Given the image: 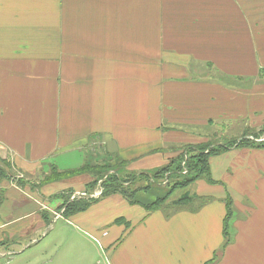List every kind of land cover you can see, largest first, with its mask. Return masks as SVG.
I'll return each instance as SVG.
<instances>
[{
    "label": "crops",
    "instance_id": "obj_1",
    "mask_svg": "<svg viewBox=\"0 0 264 264\" xmlns=\"http://www.w3.org/2000/svg\"><path fill=\"white\" fill-rule=\"evenodd\" d=\"M230 126L237 138L264 129V0H0V161L41 173L0 181V251L12 255L0 264H20L42 213L83 190L88 180L55 189L44 176L85 165L88 146L143 175L169 163L162 149ZM72 156L75 169L44 166ZM208 166L213 183H194L203 206L147 213L102 198L60 226L49 264H93L97 244L109 264H264V150L233 147Z\"/></svg>",
    "mask_w": 264,
    "mask_h": 264
},
{
    "label": "rangeland",
    "instance_id": "obj_2",
    "mask_svg": "<svg viewBox=\"0 0 264 264\" xmlns=\"http://www.w3.org/2000/svg\"><path fill=\"white\" fill-rule=\"evenodd\" d=\"M195 70H197L196 67H194ZM203 72V69H202ZM205 73L200 74L201 77L204 76H210L211 70H204ZM210 72V73H209ZM209 73V74H208ZM216 129V127H215ZM219 130L227 131L225 134L219 132V130L216 132V134L212 133L208 135V138L206 141H203L201 143L195 144V145H180V146H169V148L162 149L165 152H167L170 155V161L177 159V157L181 154V152H185V147H199L207 144L211 145H228L229 143L233 142L234 140L239 139L244 134H242L240 137H231L230 132L234 133L237 131V126H230V127H218ZM216 131V130H215ZM251 131V130H247ZM255 132V131H254ZM258 133V131H256ZM250 136H248L249 140L252 139V132H249ZM214 134V135H213ZM264 135L259 139V141L263 140ZM247 138V139H248ZM98 145L96 146H88V153L86 156V170L87 171H76L78 169V166H80V161L78 160V157L72 156L71 158H60L55 161H45L44 166H47L48 164H54L56 165L60 170H69V169H75L71 171V173L66 174L62 179H57V174H54V172L48 171V174L45 175L47 179L50 180L55 179L56 181H60L55 189H59L62 186H66L69 184L66 182V180L73 179L72 181L75 183H82L84 180H88L86 184L83 185V190L79 192H72L69 197L72 200H81L86 201L87 199H94L92 196L97 193H102V183L106 179L107 176L111 175L114 177H117L121 179L122 181L127 180V178H130L129 175H134L133 173L127 172L125 169L128 166L127 161H117L118 157H110L107 154L103 153L102 150L99 151V148L97 149ZM10 165V166H9ZM7 165L6 162L0 161V167L4 171L5 175L7 176V179H11L12 181H15V183L23 184L25 187L26 185L32 186V184L36 185V182H39L41 173H38L36 175H29L26 173L17 172L15 170L11 169V164ZM46 169V168H45ZM48 169L45 171L47 172ZM89 173V175H88ZM92 173V174H91ZM93 175V176H91ZM37 177V179H35ZM43 178V177H42ZM96 179V184H95ZM130 180V179H129ZM49 181V180H48ZM166 180H152L147 181L145 179L139 180L136 183H132L131 186L129 185V189L136 190V189H144L149 188V194H155V193H162L166 191L168 188V184H166ZM84 183V182H83ZM33 185V187H37ZM172 185V182H171ZM196 192V186L193 184L187 189H178L176 190L172 196L169 198V203H172L173 201L178 200L179 198L183 196H193V193ZM99 195V196H100ZM144 195V194H142ZM90 196L92 198H90ZM99 196H97L99 198ZM96 197V196H94ZM54 198H52L53 200ZM97 199V198H95ZM232 206H233V200L230 198ZM231 206V210L234 213V207ZM57 210V209H56ZM63 210H58L56 213H54V216L52 215L49 217V221L47 223V226L44 230H41L40 232L33 235L30 239L31 242L24 241L26 247L23 248V250L20 252V264H49L50 262H53L58 257L60 258L62 251H61V245L64 243L63 237L65 235V232L60 230V226L64 225L66 219L62 217ZM58 218L56 219V217ZM109 225L105 226V231L109 230ZM87 240L86 237H83ZM89 241H91L89 239ZM60 244V245H59ZM96 245V244H95ZM60 247V251H59ZM96 250L95 252L88 251V254L93 261V264H109L108 257H107V249H105L101 244H97L95 246ZM55 250L57 253H55ZM0 258H9L11 253L7 250L0 251ZM16 256H14L15 258ZM13 258V257H12ZM2 262V261H1ZM0 262V263H1Z\"/></svg>",
    "mask_w": 264,
    "mask_h": 264
},
{
    "label": "trees",
    "instance_id": "obj_3",
    "mask_svg": "<svg viewBox=\"0 0 264 264\" xmlns=\"http://www.w3.org/2000/svg\"><path fill=\"white\" fill-rule=\"evenodd\" d=\"M252 132V139L249 140L248 136ZM264 135V129L260 130L258 133L254 131H246L245 134L237 140L229 143L228 145H203L199 147H185V152H181V154L169 163L157 170L152 172L143 174V175H129L130 178L122 181L121 179L114 176H107L104 182L102 183V193L97 199H87L86 201L81 200H72L70 201L69 195L72 192H67V194L60 195L61 199H63L62 205L57 209L58 212L63 210L62 217L68 219L71 216L76 214L85 212L92 204L98 202V200L102 198L109 197L111 195H120L123 197L128 203L132 205L141 206L145 212L150 213L155 210H165L167 212H177L184 208H194V210L198 209L200 206H203L208 199L198 196H183L172 203H169V198L172 194L178 189H187L192 186L196 181L205 180L208 183H213L210 177L208 161L211 157L219 156L229 149L235 148H256L264 150V137L263 140L259 141V139ZM248 138V139H247ZM86 166L83 165L76 171H87ZM54 174H57V179H62L66 174L69 173H58L55 170H52ZM92 174V173H91ZM89 175V173H88ZM93 176V175H91ZM7 179L4 171L0 167V181ZM130 179V180H129ZM166 180V184H168V188L166 191L162 193H153L149 194L150 189L144 188L132 190L129 189V185L132 183H136L139 180ZM50 180L46 177L44 178V182ZM96 184V179H95ZM172 182V185H171ZM20 184V183H18ZM23 184H20L22 186ZM144 194V195H142ZM59 196V197H60ZM141 198L143 200H141ZM145 198V199H144ZM1 202V200H0ZM224 204L226 207V213L223 221V229L222 235L224 239L223 246H226L229 241V222L232 218V210H231V200L230 198H226L224 200ZM42 218L46 220L48 223L49 217L46 213H42Z\"/></svg>",
    "mask_w": 264,
    "mask_h": 264
},
{
    "label": "built area",
    "instance_id": "obj_4",
    "mask_svg": "<svg viewBox=\"0 0 264 264\" xmlns=\"http://www.w3.org/2000/svg\"><path fill=\"white\" fill-rule=\"evenodd\" d=\"M100 195V193H97V194H95V195H93L92 197L95 199V198H98L97 196H99ZM94 196H96V197H94ZM91 196H90V198H92ZM58 218V216L56 217V219ZM0 256H2L1 254H0Z\"/></svg>",
    "mask_w": 264,
    "mask_h": 264
}]
</instances>
